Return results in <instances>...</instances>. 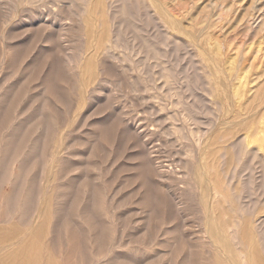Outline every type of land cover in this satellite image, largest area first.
Wrapping results in <instances>:
<instances>
[{
    "label": "bare ground",
    "instance_id": "1",
    "mask_svg": "<svg viewBox=\"0 0 264 264\" xmlns=\"http://www.w3.org/2000/svg\"><path fill=\"white\" fill-rule=\"evenodd\" d=\"M182 1L170 5V0H12L6 9L0 0V264H63L66 255L78 257L81 251L89 255L82 253V263L78 259L76 264L112 262V227L104 217L106 234L99 240L96 231L93 238L96 213L92 216L90 210L115 220L120 205L116 201L114 208L110 192L124 188L118 185L120 190L112 191L110 184L106 192L88 186L85 204L78 193L68 200L70 206L60 202V186L70 183L64 186L70 190L71 181L82 179L81 161L91 150L89 138L97 133L100 138L93 142H100L102 152L114 139L122 146L129 144L134 153L137 166H129L138 170L134 177L139 189L134 190L143 206L135 211L143 215L147 249L165 250L159 252L161 261L264 264V0L250 2L252 8L246 7L241 19V0H201L207 6L200 13L202 8L197 9L195 16L198 1ZM73 33L79 48L72 53ZM124 80L131 87L119 90L127 94L132 88L134 111L110 101L114 93L121 94L111 88L117 90ZM22 93L26 96L20 99ZM103 99L107 107H100ZM72 102L69 114L66 106ZM89 120L99 132L91 133L93 127L88 131ZM29 138L43 146L29 147ZM90 153L92 160L95 155ZM114 153L117 159L119 153ZM37 163L36 187L31 190L28 177ZM128 178V183L135 181ZM75 220L83 228L78 225L75 234L67 232ZM58 221L64 235L56 261L46 241ZM20 234L27 237L14 244ZM73 235L81 240L73 243ZM118 244L115 253L120 254L128 244ZM66 247L69 253H64Z\"/></svg>",
    "mask_w": 264,
    "mask_h": 264
},
{
    "label": "rangeland",
    "instance_id": "2",
    "mask_svg": "<svg viewBox=\"0 0 264 264\" xmlns=\"http://www.w3.org/2000/svg\"><path fill=\"white\" fill-rule=\"evenodd\" d=\"M181 1H182V0H180V2H181ZM183 1H184V0H183ZM183 1H182V2H183ZM197 1H198V2L200 1L199 4H200V3H201V4H200V7L198 8V5H199V4H198V2L196 3L197 8L195 7L196 10L194 11V13H192V15L194 14L193 16H195V15L198 14V13H200V12L203 10V8H205V7L207 6L206 3L208 2V0H203L204 2H206V3L204 4V2H202L201 0H197ZM241 1H242V2H241ZM241 1H239V3H243V5L241 4V5H242V6H241L239 3H238V5H237V6H239V5L241 6V7H239V9H240V8H243V9H241L242 12H241V10H240V11L238 10V11L240 12V14H239V15H240V18H239V19L242 18V17H241V14H242L244 11H245V13H246V10L248 11V9H247L248 6H249L250 9H251L252 6H253V3H250V2H253V0H241ZM9 2H10V3H9ZM180 2H179V3H180ZM254 2H255V1H254ZM2 3H3V5H4L3 7L6 8V9H7V8H11V7H12V4H13V3H12V0H10V1H9V0H2ZM170 3H171L170 5H172V3L176 4V3H178V1H176V3H175V0H173V2H172V0H170ZM203 5H204V6L206 5V6L203 7ZM1 6H2V5H1ZM201 6H202V7H201ZM246 7H247V8H246ZM263 7H264V6H263ZM200 8H202V9L199 10ZM245 8H246V9H245ZM197 9L199 10V12L197 11ZM250 9H249V12L251 11ZM196 11H197L198 13H196ZM239 12H237V14H238ZM195 13H196V14H195ZM245 13H244V14H245ZM247 13H248V12H247ZM258 14H260V13H258ZM258 14H257V17L259 16ZM242 16H243V14H242ZM260 20H261V19H260ZM258 21H259V19L256 21L257 23L255 22L256 24L254 23L253 28H255V27L257 28V24L260 22V21H259V22H258ZM73 35H74V36H73ZM72 36H73V37H72ZM72 36L70 37L69 45H70V51L73 53L74 51H77V50H78V48H79V41H78V38L75 37V34H74V33L72 34ZM74 39H76V40H74ZM71 43H72V44H71ZM263 49H264V43L262 44V48H261V50H263ZM263 56H264V55H263ZM262 58H263V57H262ZM259 65H260V64H259ZM105 74H106V73H105ZM106 77H108V78H110V79H113V78H114V77H112V76H109L108 74H107ZM34 78H35V75H34ZM32 80H33V79H32ZM122 83H123V82H122ZM126 83H129V82H127L126 80H124V83H123L124 85L121 84L120 86L122 87V86H125V85H128V86L130 85V84H126ZM29 85H30V83H29ZM26 86H28V84H27ZM67 86H68V85H67ZM128 86H125V89H128ZM68 87H69V86H68ZM121 87H117V90L112 89V88H114V87H112L111 90H112L113 93H114L115 91H118V94H119L120 91H121V90H119V89H124V87H122V88H121ZM130 87H131V85L129 86V88H130ZM115 89H116V87H115ZM125 89H124V90H125ZM131 91H132V88H131L129 91L127 90V94H126V93H123V92H125V91H123V92L121 91V94L123 93L122 96H124V98L128 96L127 99H129V100L126 99L127 101H126L123 97H122L123 100H120V98H121V94L118 95V97H120V98H118L117 95H115V93H114V95L112 96L114 99L112 100V98H111L110 101H111V102L114 101L115 103H118V104H121V103H122L123 105L125 104V105L123 106L125 110H128V109H129V110L136 109V107L133 106V103H135V102H133L135 97L133 96L134 94L132 95L133 91H132V93H131ZM128 93H131V95H128ZM31 94H32V93H31ZM34 94H35V93H33V95H34ZM25 96H26V94L23 95V93H22V94L20 95L19 98L21 99L22 97H25ZM115 98L119 99V100H120V103L118 102L119 100H116ZM20 99H19V100H20ZM105 100H106V99H103L102 103H100V107L103 105V103H105V104L107 103V104H108L107 100H106V101H105ZM115 100H116V101H115ZM131 100H132V101H131ZM40 101H41V100H40ZM125 101H126L127 103H123V102H125ZM129 101H130V102H129ZM17 102H18V100H17ZM132 102H133V103H132ZM38 103H39V102H37L36 106L38 105ZM101 104H102V105H101ZM105 104H104V106H105ZM107 104H106V107H107ZM127 104H128V105H131V104H132L133 107H129ZM134 105H135V104H134ZM38 106H39V105H38ZM73 106H74V102H72V103L69 105L68 108H67V106H66V110L68 109V110H67V113L69 112V114H71V113L73 112V109H72ZM104 106H103V107H104ZM103 107H102V108H103ZM106 107H105V108H106ZM125 107H126V108H125ZM134 107H135V108H134ZM98 108H99V106H98ZM105 108H103L102 110H104ZM62 109H63L64 111H66L64 108H62ZM100 109H101V108H100ZM107 109H108V108H107ZM133 111H134V110H133ZM97 117H99V116H97ZM97 117H95V118H97ZM94 121H95V122H94ZM94 121H93V120H91V121L89 120V121L87 122V128L89 129L88 131H90V130H91L90 128L93 127V129L90 131L91 133L99 132V131L97 130V126L95 127V126H93V124H94V123H98V122L100 121V119H99V118H98V119H94ZM93 122H94V123H93ZM90 123H91V124H90ZM90 125H91V127H90ZM94 127L96 128L97 131L94 130ZM98 129H99V128H98ZM30 130H31V129H30ZM99 130H100V129H99ZM92 131H94V132H92ZM94 134H95V133H94ZM97 134H98V133H97ZM97 134L94 135L95 137H94V136H93L92 138L90 137V138H89V141H90V142L88 143V144H90L88 147L91 148V150H89V148H88V150H89L90 152L93 151V154L95 155V158L91 160V158H92V153L89 154V151H88L87 156H86V160H87V161L84 160V158H83V160L81 161L83 165L85 164V166H82V167H84V168H82L83 170H82V172H80V173H82V174H80L79 178L82 177V179H84L86 176H87V178L84 179L83 181H82V179H81L80 181H75V182L71 181V182H72L71 184H73V185L71 186V189H70V190L64 188V186L67 187L70 183L61 185V184H59V182H58V183H57V182H56V183L52 182V183H53V186H54V185H55V186H56V185H61V186H60L59 193H60L61 196H62V197H60V199H61V198H62V199H61V200L59 199L60 202L64 203V205H66V203H67V204H69V206H70V205H71L70 202L73 200L71 197H72V196H73V197L76 196V193H78V194H80V195L77 194V196L80 197V198H79V202H83V204H85L86 201H87V199H88V195H87V194H84V189H85L86 187L88 188V186H92L93 188L97 187V188H95V190L97 189L96 191L102 190L101 188L103 187L105 190L107 189L106 192H107L109 189H111V188H110L111 185H112V189H111L112 191H117L118 189L120 190L121 187H119V186H122L124 189H121L120 193H119L118 191L116 192L117 194H116L115 192H110V195L113 194V197H114V195H115V198L117 199V200H116L115 198L113 199V197L110 196L111 199L115 202V204H114V202H113L112 200L110 201V200L108 199V197H107V199H108L110 202L113 203L112 205L114 206L115 209H116L115 205H116L117 202H118V204H117L116 206H119V205H120V207L117 208V209L120 210V212H122V211H123V212L125 211V212H124V213L122 212L121 215H120V212H118L117 209H116V210H115V211H116V216H114L116 219L114 220L113 217H111V216H106V215H104L103 218H101V216H100L101 214H99V212H98V214H97V211H94L93 209H92L93 211L90 210L92 216L94 215V213L97 214V215L95 214L96 216H95V215L93 216L94 220L96 219V220L94 221V223H95V224L97 223V225H98V222H99V224L102 223V225H99L101 228H99V227L96 225V228L93 229V232H94L95 234L92 232V233H93V234H92V237L94 238V236H96L97 234L100 233L98 236H99V240H101V238L106 234V233L104 234V233L102 232V226H103V224L107 221L109 227H110V228L112 227V229H111V230H112V231H111L112 233H111V234L113 235V236H112L111 234H108L107 237L109 238V236L111 235V236H112V240L115 238L113 242L111 241L112 244L115 245V248L118 247L117 244H118L119 242H120V243L118 244L119 246H125L126 243L128 244V245H126V248H123V249H122V250H123L122 253L119 252L120 254H118V252L115 253L116 251H119V250H116V249L114 248L115 251H114V253H112V254L114 255V257L112 256V254H111V256L109 255V258H110V259L112 258V262H111V260H110V262H109L108 264H117V263H120V264H133V263H134V264H137L138 262H139L138 264H140V263H141V264H142V263L144 264V263H145L144 261H147V260H148V262H146L147 264H152V263H153V264H166V261H165V260H162V261L160 260V259H162V258H161V257H162L161 255H162V252H163L164 249H163V248H160V249H159L158 247H156V248L153 247V248L156 249V250H154L156 253H154V251L152 250L153 248H152V249H151V248H148V249H147V247H149V246H147V245H148L147 238H145V237H146V236H144L145 234L143 235L144 232L142 233V231H143V230H142V229H143V223H142V222H143V219H142V218H143V215H142V218H140V216H138V215H139V214H142V213H141V212L138 213V212L142 210V207H143V206L141 207V205H142V204H141V201H140V200H141V196H140L139 192H136V191L139 189V185L137 184L139 180H137V182H136V179H135V177L138 175V170L135 169V171L137 172V175H136V172L134 171V168H133L135 165L137 166V161L134 159V153H133L132 151H130L131 149L129 148V147H130L129 144H124V145L122 146L121 144H119V143L117 142V140H114V139H112V140H111V139L108 140L107 143L105 142L107 145H108L109 143H111V142H113V143H112L111 145H110V144L108 145L109 148H110V150H108V148H106V147H108V146L105 145V147H104V149H103V152H102V150L100 149V147H101V146H100L101 144H99L100 142L98 143L99 145L97 144L98 146L95 145L98 141H97L96 143L93 142V141H95V139L93 140V138H96V135H97ZM91 136H92V135H91ZM97 136H98V135H97ZM99 136H100V135H99ZM98 138H100V137H97L96 140H97ZM28 140H29V142H30V143H29V144H30L29 147H31V148H33V147L35 146V144H36L37 146H39V147H42V146H43L42 144H40V142H39V143L34 142V139L29 138ZM98 140H99V139H98ZM113 140H114V141H113ZM115 141H116V142H115ZM123 141L126 142L125 139H122V143H123ZM125 142H124V143H125ZM32 143H34L33 146H32ZM41 143H42V142H41ZM103 143H104V142H103ZM120 143H121V141H120ZM115 144H116V146H117L118 148H115V147H116ZM119 145H121V146H120V149H121V150H125V151L122 152V151L119 149ZM127 145H128L129 147H128ZM110 146H111V147H110ZM127 147H128V149H127V151H126L125 148H127ZM96 148H97V149H96ZM111 148H112V149L114 148V149H113L114 151H113ZM122 148H123V149H122ZM95 149H96L97 151H96ZM105 149H107V150H105ZM117 150L121 151V153H122V154L124 153L125 155H124V154L121 155V153H119V151H117ZM128 150H129V151H128ZM109 151H110V152H109ZM97 152H98L99 154H98ZM107 152H108V154H107ZM113 152L116 153V154L114 153L115 155H117V154L119 153V154H118L119 157H118V155H117V159H115V157L111 156V155H113ZM117 152H118V153H117ZM127 153L129 154V157H128V154H127ZM100 154H102V155H100ZM130 154H133V155H130ZM109 155H110V156H109ZM115 155H114V156H115ZM96 156H97V157H96ZM101 156L103 157L102 159H101ZM105 156H107V157L105 158ZM126 156L129 158L130 161H129V160H127V161L125 160ZM132 156H133V158H131ZM93 157H94V156H93ZM108 157H109V159L106 161V159H107ZM111 157H112V159H111ZM124 157H125V158H124ZM121 158H122V160H121ZM123 158H124V159H123ZM128 158H127V159H128ZM29 159L31 160V157H30ZM99 159H101V161H100ZM104 159H105V160H104ZM113 159L118 160V162H121V163H117V161L115 162V160H113ZM30 160H29V161H30ZM95 160H96L97 162H95ZM103 160H104V161H103ZM109 160H110V163L112 164L111 167H113V169H112V168H111V169L108 168V167H110V166H106V165H108V164L105 163V161L109 163ZM112 160H113L114 163L111 162ZM119 160H120V161H119ZM91 161H92L93 163H94V162H95V163L93 164ZM102 161H103V162H102ZM128 162H129V163H128ZM130 162H131V163H134V164H131ZM98 163H99V164H98ZM115 163L117 164V166L114 167V164H115ZM135 163H136V164H135ZM31 164L33 165V161L31 162ZM87 164H88L89 167L85 168V167L87 166ZM91 164H92V166H91ZM96 164H97V165H96ZM102 164H104V165H103L104 167H102ZM94 165H95L96 167L98 166L99 168H98V167L95 168ZM100 165H101V166H100ZM129 165H132L133 167H132V166H129ZM36 166H37V167H36ZM36 166L34 165V169H35V170L33 169V170H34V171H33V174H32V172L29 174V176H32V178H29V177H28L29 186H30L31 190H32L33 188L36 187V185H35V184H36V181H35V177H36V176H35V175H36V170H37V168H38V163H37ZM93 166H94V167H93ZM105 166H106V167H105ZM121 166H122V168H121ZM136 166H135V168H136ZM90 167H92L94 170H93L92 168H90ZM116 167H117V168H116ZM130 167H131V168H130ZM55 168H56V167H55ZM105 168H106V169H107V168L110 169V170H111V171L109 170L110 173H108V172H107L108 169L106 170ZM115 168H116V169H115ZM118 168H119L121 171H123V172H121ZM125 168H127V169H125ZM132 168H133V169H132ZM91 169H92V171H91ZM98 169H99V170H98ZM104 169H105L106 171H105ZM123 169H124L126 172H124ZM128 169H129V170H128ZM130 169H132V171H131L132 173L129 172ZM54 170H55V169H54ZM86 170H88V171H86ZM101 170H103L104 172L102 173ZM115 170H116V171H115ZM90 171H91V173H90ZM112 171H113V172L115 171L114 175L111 173ZM127 171H128V172H127ZM86 172H88V173H90V174H87ZM133 172H135V173H133ZM34 173H35V175H34ZM83 173H84V174H83ZM92 173H94V175H92L93 177L95 176V174L100 176V178H99V176H98L99 179L97 178L99 181L96 179L97 176L94 177V178L96 179V181H95L96 183H94L93 177L91 176ZM100 173H102V174H100ZM104 173H105V174H104ZM119 174H120V175H119ZM129 174H130V175H129ZM132 174H133V175H132ZM82 175H83V176H82ZM88 175H90V176L92 177V181H93V183L89 180L91 177H89ZM104 175H105V176H104ZM110 175H111V178H110ZM101 176H102V178H101ZM107 176H109V177H107ZM125 176H126V177H125ZM132 176H133V177H132ZM134 176H135V177H134ZM83 177H84V178H83ZM128 177H129V178L131 177L130 180L134 179L135 181L132 180L133 182L130 181V182L128 183V180H127V182H126L125 180H126ZM44 178H45V177H44ZM103 178H104L105 180H107L109 183H108L107 181L105 182L104 180H102ZM109 178H110V179H109ZM124 178H126V179L124 180ZM129 178H128V179H129ZM29 179H31V181H30ZM137 179H138V178H137ZM113 180H114V181H113ZM84 181H86V183H87L86 185H85V182H84ZM101 181H102V182H101ZM103 181H104V182H103ZM31 182H32V183H31ZM97 182H99V183H97ZM122 182H123V183L126 182L125 184H127V185L129 184V185L124 187L123 185H125V184H123ZM60 183H61V182H60ZM103 183H104V184H103ZM106 183H107V184H106ZM133 183H136L135 186H134ZM31 184H32V185H31ZM74 184H75L77 190L74 189V187H75ZM94 184H95V186H93ZM97 184H99V185H97ZM100 184H102V185H101V187H100V189H99ZM105 184H106L107 186H106ZM110 184H111V185H110ZM120 184H123V185H120ZM83 185H84V186H83ZM104 185H105V186H104ZM118 185H119V186H118ZM50 186H51V185H50ZM109 186H110V187H109ZM133 186H134V187H133ZM105 187H106V188H105ZM107 187H108V188H107ZM126 187H127V188H126ZM137 187H138V189H137ZM72 188H73L74 190H73ZM82 188H83V189H82ZM117 188H118V189H117ZM134 188H136V189H135L136 191L134 190ZM64 189H66L68 193H65L66 190H64ZM104 189H103V190H104ZM113 189H114V190H113ZM61 190H62V192H61ZM127 190H128L129 192H128ZM33 191H34V190H33ZM64 191H65V192H64ZM73 191H75V192H73ZM132 191H133L134 193H133ZM63 192H64V193H63ZM70 192H71V193H70ZM82 192H83V193H82ZM69 193H70V194H69ZM73 193H74V195H73ZM114 193H115V194H114ZM136 193L139 194V195H137ZM68 194H69L70 196H69ZM71 194H72V195H71ZM83 194H84V195H83ZM131 194H132V195H131ZM106 195H107V194H106ZM116 195H117V196H116ZM136 195H137V196H136ZM64 196L66 197L65 199H64ZM68 196H69V198H68ZM82 197L84 198V200L82 199ZM139 197H140V198H139ZM138 198H139V199H138ZM85 199H86V200H85ZM59 200H58V201H59ZM68 200H69L70 202H69ZM108 200H107V202L109 203ZM65 201H67V202L65 203ZM116 201H117V202H116ZM139 201H140V202H139ZM60 202H58V204H59V205L61 204V206H62V203H60ZM126 202H128V203L131 202V203H130L131 206H130V205H129V206L126 205ZM30 203H31V201H30ZM119 203H122V205L125 204L127 207H126V208H123V207H125V205L122 207L121 204H119ZM128 203H127V204H128ZM132 203H133V204H132ZM133 205H134V206H133ZM136 206H137V207H136ZM138 206H140L141 209H140ZM122 208H123V209H122ZM130 208H131L132 210H130ZM137 208H139L140 210L137 209ZM97 210H98V209H97ZM121 210H122V211H121ZM135 210L138 211V212H136ZM70 211H72V210H70ZM130 211H131V212H130ZM68 212H69V211H68ZM129 212H130L131 214H130ZM136 213H137V215H135ZM118 214H119L120 216H122V218H120V216H118ZM133 214H134V217H132ZM128 215H129V216L131 215V216H130L131 218H128V217H129ZM97 216H98V217H97ZM95 217H97V218H95ZM104 217H105V219H104ZM98 218H101V219H98ZM111 218H112L113 220H111ZM139 218H140V219H139ZM192 218H194V217H192ZM102 219H104L105 222H104V220H102ZM55 220H56V218H54V219L52 220V222H53V221L55 222ZM99 220H101V221H99ZM117 220H118V221H117ZM124 220H125L126 223H124ZM97 221H98V222H97ZM138 221H139V223H138ZM140 221H141L142 225H141ZM152 221H154V220H152ZM117 222H119L118 225L116 224ZM129 222H130V223H129ZM72 223H74V224L72 225V227L70 226V227L68 228L69 230H67V232H71V233L75 234L76 232H73V231H76V228H77V230H78L80 227L83 228L82 225H80V223H79L77 220L72 221L70 224H72ZM107 223H106V225L104 224L105 226H103V228H105V227L107 226ZM114 223H115V224H114ZM123 223H124V224H123ZM128 223H129V225H130V228H127V224H128ZM131 223H133L134 225H136V226H138V227L134 226V225L131 224ZM60 224L62 225V223H61L60 221H58V223H57V227L55 228L56 230L53 232L54 234H52V237H51V235H50V236L48 237V240L46 241V242H48V248H49L48 251H49V253L52 255V257H56V258H55L56 261L60 260V258H59V256H58V255H59V245H58V244L60 243V240H62L63 235H64V234H63V233H64V229H62V227H60V226H61ZM120 224H122L123 226H121ZM125 224H126V226H125ZM152 224H154V226L157 225L155 222H153ZM78 225H79V228H78ZM110 225H111V226H110ZM116 225H117V226H116ZM119 225H120L121 227H123V228L121 229V227H120ZM129 225H128V227H129ZM132 225H133L134 227H133ZM140 225H141V226H140ZM74 226H75V227H74ZM118 226H119V228H118ZM124 226H125L127 229L124 228ZM58 227H59V228H58ZM60 228H61V229H60ZM70 228H71V229H70ZM81 228H80V229H81ZM98 228H99V229H98ZM113 228H115L116 230H118V233H121V234H123V235H122V236H120L121 234L116 235L117 232H116L115 229H113ZM141 228H142V229H141ZM96 229H97V230H96ZM123 229H124V230L126 229V230L124 231ZM140 229H141V230H140ZM59 231L62 233V235H60L61 233H60ZM96 231H98L99 233L96 232ZM114 231H115V232H114ZM20 232H22V229H21ZM26 234H27V233H26ZM26 234H20V235L16 238L17 240L12 241V242H13L14 244H17L19 240H20V241H23L22 238L27 237ZM56 234L58 235V237L60 236V237H59V238H60L59 240H57L58 237H57ZM69 234H70V233H69ZM130 234H131V235H130ZM134 234H135V235H134ZM27 235H28V234H27ZM70 235H71V234H70ZM76 235H77V234H76ZM124 235H125V236H124ZM142 235L144 236V237H143L144 239H142ZM100 236H101V237H100ZM111 236H110V238H111ZM115 236H116V237H115ZM113 237H114V238H113ZM119 237H120L121 239L118 240ZM134 237H136V238L138 239L137 242H134V240L136 241V239H135ZM50 238H51V239H52V238H53V239L56 238V239H55L56 242H54L55 240L53 241V240H51ZM132 238H133L134 240H132ZM49 239H50L51 243H50ZM74 239L76 240V242H77V240H78V241L81 240V238L76 237V236L73 235V239H72V240L74 241ZM79 239H80V240H79ZM116 239H117V241H116ZM141 239H142V240H141ZM72 240H71V241H72ZM105 240H107V238H106ZM140 240H141V241H140ZM143 240H144V241H143ZM43 241H44V240H43ZM57 241H59V242H57ZM145 241H146L147 243H146ZM12 242H11L10 244H12ZM52 242H53V243H52ZM49 243H50L51 245H54V243H55L56 246L58 245V246H57V249L54 248L55 245L52 246L53 249H55V252H53V250H51L52 248L50 247L51 245L49 246ZM73 243H75V241H74ZM130 243H131V244H130ZM132 243H134L133 246H131ZM142 243H143L144 245H143ZM138 244H139V245H138ZM140 244H141V245H140ZM71 246H72V244H71ZM71 246H70V247H71ZM142 246H145V247L147 246V247H146V248H145V247L142 248ZM133 247H137V248H133ZM138 247H141L143 250H142L141 248H139V249H140V250H139ZM132 248H133V249H132ZM157 248H158L159 250H158ZM95 249H96V247H95ZM129 249H130V251L133 250V252L131 251V254H130V252H128ZM134 249H137L138 251H137V250H134ZM146 249H147V251H146ZM162 249H163V250H162ZM61 250H62V249H61ZM63 250H64V253H67V252L69 253L70 250H71V248H69V247L67 248V247H66V248H63ZM127 250H128V251H127ZM141 250H142V252L145 250V252H143L144 254L141 253ZM148 250H149V251H148ZM157 250H158V251H157ZM160 250L162 251L161 253H159ZM48 251H46V252H48ZM51 251L53 252V254H52ZM126 251H127L128 253H127ZM152 251H153V252H152ZM164 251H165V250H164ZM83 252H84V251H83ZM83 252H82V251L79 252V253H80V254H78V257H79V258L76 256V254H75V255L72 254L71 257H70V255H69V258H67L66 256H68V255H66V256L64 257V258H65V261L62 260V261H63V264H66V261H67L66 259H68L67 264H76L77 260L79 259V260H78V262H79L80 259L82 258L81 255H82ZM54 253H55V254H54ZM90 253H92V252H90ZM148 253H149V254H148ZM0 254H2V253H0ZM83 254H84V257H85L86 252L83 253ZM124 254H126V255L124 256ZM136 254H138L139 256H138V257H135ZM155 254H157V255L159 256V258H156ZM160 254H161V255H160ZM64 255H65V254H64ZM86 255H89V254L87 253ZM127 255H128V256H127ZM152 255H153V256L155 257V259H157V260H155L154 257H153ZM82 256H83V255H82ZM121 256H122V257H121ZM123 256L126 257V259H125ZM151 256H152V258H153V260H154L155 262L152 260ZM158 256H157V257H158ZM87 257H88V256H87ZM133 257L136 258V259H135L136 261L134 260ZM145 257H146V259H145ZM120 258H121V259H120ZM69 259H70V260H69ZM71 259H73L74 261H72ZM75 259H76V260H75ZM163 259H164V258H163ZM133 260H134V261H133ZM149 260H151V263H150ZM132 261H133V262H132ZM141 261H142V262H141ZM70 262H71V263H70ZM80 262L82 263V261H80ZM115 262H116V263H115ZM128 262H129V263H128ZM135 262H136V263H135ZM61 263H62V262H61ZM81 263H79V264H81ZM93 263H94V264H97L96 261H95V262L93 261ZM169 263L171 264V261H170ZM98 264H99V263H98ZM172 264H173V261H172Z\"/></svg>",
    "mask_w": 264,
    "mask_h": 264
}]
</instances>
